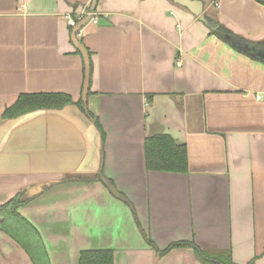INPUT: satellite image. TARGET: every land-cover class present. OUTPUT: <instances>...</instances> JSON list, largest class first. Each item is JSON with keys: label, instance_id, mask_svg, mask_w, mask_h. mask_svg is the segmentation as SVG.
I'll use <instances>...</instances> for the list:
<instances>
[{"label": "crops", "instance_id": "0c3cea01", "mask_svg": "<svg viewBox=\"0 0 264 264\" xmlns=\"http://www.w3.org/2000/svg\"><path fill=\"white\" fill-rule=\"evenodd\" d=\"M201 1L233 37L173 0H0V204L32 197L18 212L49 264L101 248L114 264H208L192 246L160 253L178 241L264 264V61L241 46L264 49V4ZM91 12L107 24L89 20L76 35L89 57L84 103V58L65 16ZM30 93L72 102L2 116ZM155 134L185 145V172L146 168ZM0 264H33L2 230Z\"/></svg>", "mask_w": 264, "mask_h": 264}, {"label": "trees", "instance_id": "16d2710c", "mask_svg": "<svg viewBox=\"0 0 264 264\" xmlns=\"http://www.w3.org/2000/svg\"><path fill=\"white\" fill-rule=\"evenodd\" d=\"M257 1L264 4V0ZM210 21L212 22L211 19ZM214 24L215 28L212 31L213 33L221 37H225V35L233 37L230 30L217 22ZM240 40L245 41V39ZM234 47L241 50L238 46ZM68 102H72L71 98L62 93L21 94L12 105L8 106L3 111L2 116L8 118L33 109L57 108ZM77 103L82 108V102L78 101ZM95 122L99 127L97 119H95ZM144 151L145 166L148 170L173 172H185L187 170V153L185 145L176 143L168 134L147 136L144 141ZM31 199L32 197H25L22 193H17L8 201L0 204V217H2L0 221V230L12 237L22 246L28 253L33 264H49L40 234L36 228L18 212V208ZM178 246H192L196 254L208 264H235L232 262L228 251L205 252L193 242L178 241L176 243H171L163 251H160V253ZM78 264H114L113 250L110 248L83 249L78 253Z\"/></svg>", "mask_w": 264, "mask_h": 264}, {"label": "water", "instance_id": "95a60500", "mask_svg": "<svg viewBox=\"0 0 264 264\" xmlns=\"http://www.w3.org/2000/svg\"><path fill=\"white\" fill-rule=\"evenodd\" d=\"M174 3L178 4V5H181L185 8H187L190 12H192L194 15L198 16L200 18V20L202 22H204L205 24H207V26H209V28L211 29H214L215 26L212 25L210 23L209 20H207L206 16L202 13V9H203V3L201 0H173ZM96 2L97 0H92L91 2V9H94L95 6H96ZM91 16V15H90ZM90 16H86L85 18H82L79 23L77 24V27L73 30V39H74V42L76 41V46L77 48L81 51V53L83 54V58H84V63H85V79H84V84H83V102L85 103V97H86V94H87V89H88V78H89V57H88V53L86 51V48L81 44L79 43L77 40H76V35H77V32L80 28L83 27L84 24H86L89 20H90ZM97 24L98 25H106L107 24V21L104 19V18H101L99 17L98 20H97ZM225 37L227 38L228 35H225ZM235 45L240 47V44L239 43H236L235 42ZM243 46L244 50L248 51L251 55H253L254 57L264 61V49H258L256 48L254 50V48H252L251 46H248V45H241ZM101 182L104 184V186L106 187V189L108 190V192L113 196L115 197L116 199L124 202L125 204H127L129 206V208L131 210H133V205L132 203L130 202V200L124 196L123 194H121L117 189L116 187L114 186V184L104 178L103 176H101ZM2 220V217H0V221Z\"/></svg>", "mask_w": 264, "mask_h": 264}, {"label": "built area", "instance_id": "2783aa9c", "mask_svg": "<svg viewBox=\"0 0 264 264\" xmlns=\"http://www.w3.org/2000/svg\"><path fill=\"white\" fill-rule=\"evenodd\" d=\"M65 17H66V21H67L68 25L70 27H72V28L76 27L77 24L79 23V21L82 19V16H80V14L78 16H76V15L73 16L71 14L70 15L68 14ZM90 20L93 23H97L98 17L95 16L93 14V12H91ZM79 31H80V29L78 30L77 35L80 33ZM256 98L258 100H264V92H261V93L256 94Z\"/></svg>", "mask_w": 264, "mask_h": 264}]
</instances>
